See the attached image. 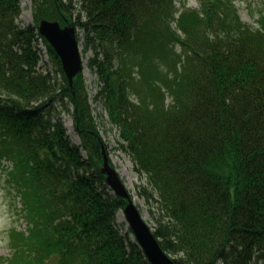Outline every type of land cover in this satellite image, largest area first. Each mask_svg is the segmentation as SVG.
<instances>
[{
	"label": "trees",
	"instance_id": "1",
	"mask_svg": "<svg viewBox=\"0 0 264 264\" xmlns=\"http://www.w3.org/2000/svg\"><path fill=\"white\" fill-rule=\"evenodd\" d=\"M22 1L0 0V167L27 231L11 232L0 264H150L116 225L128 202L102 174L84 71L70 86L39 33L47 20L93 54L95 99L158 195L154 232L175 264H264V7L253 27L236 0H31L21 26ZM42 47L61 85L38 67Z\"/></svg>",
	"mask_w": 264,
	"mask_h": 264
},
{
	"label": "rangeland",
	"instance_id": "2",
	"mask_svg": "<svg viewBox=\"0 0 264 264\" xmlns=\"http://www.w3.org/2000/svg\"><path fill=\"white\" fill-rule=\"evenodd\" d=\"M182 5L190 9H200L197 0H176L177 8L180 9ZM235 5L238 8V14L242 21L253 27H258L256 23L258 16L253 13H255L256 7H264V0H236ZM20 6L21 14L19 24L21 26H27V24L33 21L31 0H23ZM83 50L84 48L81 46L85 65L84 75L89 87L91 105H93L95 109L94 115L98 118L97 122L100 126V134L103 137L104 144L107 146L106 155L109 157L111 165L121 177L124 186L131 196H133L134 203L140 208L145 221L153 230H156L157 222L161 220L162 217L160 205L158 204V195H156L152 187L147 184L146 179H141L140 175L135 172V165H133L131 156L123 150L121 145V135L118 128L110 124L109 116L103 106L97 103L95 94L98 89V79L97 75L90 70L88 64L93 54H91V52L84 53ZM41 57V67H43V69H49V71L51 70L52 77L61 85L63 76L58 72L56 66H54L51 57L48 56L45 50H43ZM62 117L71 141L78 144L80 139L73 126V118L68 112H64ZM6 163L4 164L8 166ZM8 177V173L0 167V259L14 257L13 250L10 246L12 238L11 232L13 230L27 231L25 220L19 216V213L23 216V213H21L22 202L17 192H15L12 185L8 182ZM116 218L117 227L121 228L124 232H128L129 227L123 211H119Z\"/></svg>",
	"mask_w": 264,
	"mask_h": 264
},
{
	"label": "water",
	"instance_id": "3",
	"mask_svg": "<svg viewBox=\"0 0 264 264\" xmlns=\"http://www.w3.org/2000/svg\"><path fill=\"white\" fill-rule=\"evenodd\" d=\"M39 33L53 47L61 60V66L71 86L76 77L84 69L83 54L72 25L62 27L59 22L42 21L39 24ZM102 174L107 177V184L117 197L127 200L128 204L123 211L128 227L131 228L137 245L143 250L150 264H175L174 259L160 246V241L155 236L151 226L145 221L140 208L134 203L129 191L124 186L121 177L113 166L110 165L106 155L102 166Z\"/></svg>",
	"mask_w": 264,
	"mask_h": 264
}]
</instances>
